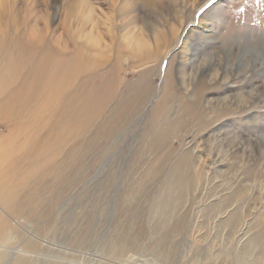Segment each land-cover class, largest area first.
Returning <instances> with one entry per match:
<instances>
[{
    "label": "rangeland",
    "instance_id": "1",
    "mask_svg": "<svg viewBox=\"0 0 264 264\" xmlns=\"http://www.w3.org/2000/svg\"><path fill=\"white\" fill-rule=\"evenodd\" d=\"M0 264H264V0H0Z\"/></svg>",
    "mask_w": 264,
    "mask_h": 264
},
{
    "label": "bare ground",
    "instance_id": "2",
    "mask_svg": "<svg viewBox=\"0 0 264 264\" xmlns=\"http://www.w3.org/2000/svg\"><path fill=\"white\" fill-rule=\"evenodd\" d=\"M32 68H34V67H32ZM32 68H31V69H32ZM38 70H39V69H38ZM30 73H31V72H30ZM44 78H45V77H44ZM45 79H46V78H45ZM35 85H36V84H35ZM42 86H45V85H42ZM31 89H32V88H29V90H31Z\"/></svg>",
    "mask_w": 264,
    "mask_h": 264
}]
</instances>
